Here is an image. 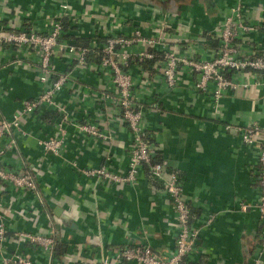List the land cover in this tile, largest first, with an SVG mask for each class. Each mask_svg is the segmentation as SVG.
<instances>
[{
	"label": "crops",
	"instance_id": "obj_1",
	"mask_svg": "<svg viewBox=\"0 0 264 264\" xmlns=\"http://www.w3.org/2000/svg\"><path fill=\"white\" fill-rule=\"evenodd\" d=\"M60 0H0V29H29L44 33ZM77 21L65 19L62 37L75 44H101L108 35L143 36L153 31L150 20L164 19L163 45L156 44L150 59L128 64L134 102L140 103L141 125L150 147L164 164V176L175 173L182 195L198 227L199 253L193 264H244L258 240L259 218L253 206L258 197L257 149L240 140L236 127L264 126V79L247 88L224 92L216 104L211 87L197 90L196 74L178 64L175 83L167 86L161 74L163 50L174 48L185 57L209 59L217 48L215 27L234 0H66ZM264 17V0H246ZM251 23L255 13H249ZM264 25L244 36L261 40ZM247 44V42L245 43ZM91 46V45H90ZM141 51L139 43L127 46ZM153 50V51H154ZM98 56L91 50L84 68H75L63 52L52 57L57 73L67 81L56 94L68 116L60 155L43 153L37 138L55 132L57 115L38 108L21 119L24 134L6 154L9 168L29 171L36 193L0 184V213L6 232L0 258L21 252L34 264H101L122 245L145 244L167 256L174 247L176 220L160 181H150L142 165L133 183L116 184L81 174L77 168L103 166L114 173L126 168L130 147L127 125L119 110L102 98L111 92L106 72L93 69ZM34 51L25 46L0 45V119L18 109L22 100L38 92ZM251 81V80H250ZM252 82V81H251ZM92 123L102 137L87 135L75 124ZM17 133H15L16 135ZM57 214H55V212ZM211 214L209 224H204ZM63 215L64 218H61ZM54 232L64 243L59 257L50 259L36 246L15 241L13 234ZM110 264H136L111 261Z\"/></svg>",
	"mask_w": 264,
	"mask_h": 264
},
{
	"label": "built area",
	"instance_id": "obj_2",
	"mask_svg": "<svg viewBox=\"0 0 264 264\" xmlns=\"http://www.w3.org/2000/svg\"><path fill=\"white\" fill-rule=\"evenodd\" d=\"M58 12L51 17L44 33L29 29H0V45L25 46L34 51L38 83V92L33 98L22 100L20 107L9 114L8 118L0 119V184L10 185L26 193H36V183L29 171H17L9 168L6 163V154L15 147L16 139L24 134L21 128V119L33 114L38 108L52 109L57 115L55 132L50 137L37 138L36 146L43 153L50 152L54 156L60 155V147L66 134L65 124L68 116L64 104L56 100V94L67 81L64 72L57 73L52 57L63 52L75 68H84L86 58L91 50L98 56V61L92 65L93 69L106 72L111 82V92L103 93L102 98L119 110L120 119L127 125L130 134V147L126 168L121 173H114L103 166L77 168L78 172L91 177H101L116 184L133 183L140 166L147 168V177L150 181H160L162 191L170 200L176 222L174 247L171 254L164 256L152 250L148 245H122L114 250L112 258L103 257L101 264H110L111 261L135 262L136 264H179L183 260L191 259V254L199 253L197 247L198 227L193 225L192 215L182 195L181 182L178 176L169 172L164 176V164L161 160H154L155 151L150 147L148 138L141 125V104L134 102L132 94V77L129 72V60L142 61L155 55L153 47L163 45L161 32L166 26L164 19L155 22L150 20L153 31L149 36H143L135 29L129 35H108L101 44L92 42L89 46L78 45L66 41L63 37L62 18L77 21L69 11L68 2L60 0L57 4ZM254 12L251 23L250 12ZM258 6L254 10L246 4V0H234L228 6L226 13L215 27L217 48L214 54L205 60H196L179 54L174 48L163 50V66L161 74L167 86H173L176 79L178 64L189 67L195 74L193 86L197 90H207L211 87V99L214 104L224 92L234 91L237 88H247L253 84H260L264 79V35L261 40L248 41L244 36L254 34L264 25V17ZM249 45H245V43ZM139 43L143 45L141 51L132 53L127 46ZM91 45V46H90ZM154 50V51H153ZM252 82H251V81ZM76 129L87 135L102 137L92 123L75 124ZM240 140L247 146L257 149V163L259 166L258 197L253 206L258 212L259 234L258 240L248 253L244 264H264V126L250 123L237 126ZM15 133H17L15 135ZM1 187V186H0ZM211 214L207 215L204 224L211 222ZM6 226L0 213V244L4 239ZM15 241H23L36 246L49 259L52 256L53 232L37 234L27 231H18L13 234ZM0 264H34L31 258L21 252H12L3 255Z\"/></svg>",
	"mask_w": 264,
	"mask_h": 264
},
{
	"label": "trees",
	"instance_id": "obj_3",
	"mask_svg": "<svg viewBox=\"0 0 264 264\" xmlns=\"http://www.w3.org/2000/svg\"><path fill=\"white\" fill-rule=\"evenodd\" d=\"M62 24H63V28H64L65 27L64 26L65 25V18H62ZM157 156H158L157 153H155L153 155L154 160H159V158ZM190 213H191V215H195V213H193L192 210H190ZM64 247H65L64 243H62L61 241H59L58 238H57V236H56V234L53 232L52 256L53 257H59L63 253ZM179 264H193V262L188 261V260H185V261L183 260Z\"/></svg>",
	"mask_w": 264,
	"mask_h": 264
},
{
	"label": "water",
	"instance_id": "obj_4",
	"mask_svg": "<svg viewBox=\"0 0 264 264\" xmlns=\"http://www.w3.org/2000/svg\"><path fill=\"white\" fill-rule=\"evenodd\" d=\"M55 212V211H54ZM55 214H57V212H55ZM61 218H64L63 215H60Z\"/></svg>",
	"mask_w": 264,
	"mask_h": 264
},
{
	"label": "flooded vegetation",
	"instance_id": "obj_5",
	"mask_svg": "<svg viewBox=\"0 0 264 264\" xmlns=\"http://www.w3.org/2000/svg\"><path fill=\"white\" fill-rule=\"evenodd\" d=\"M170 3L173 2V0H168Z\"/></svg>",
	"mask_w": 264,
	"mask_h": 264
},
{
	"label": "rangeland",
	"instance_id": "obj_6",
	"mask_svg": "<svg viewBox=\"0 0 264 264\" xmlns=\"http://www.w3.org/2000/svg\"><path fill=\"white\" fill-rule=\"evenodd\" d=\"M176 230H177V228H176Z\"/></svg>",
	"mask_w": 264,
	"mask_h": 264
}]
</instances>
